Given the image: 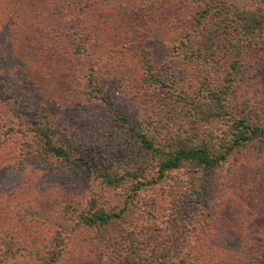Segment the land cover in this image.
Masks as SVG:
<instances>
[{"label": "rangeland", "instance_id": "rangeland-1", "mask_svg": "<svg viewBox=\"0 0 264 264\" xmlns=\"http://www.w3.org/2000/svg\"><path fill=\"white\" fill-rule=\"evenodd\" d=\"M207 1L245 0H97L98 19L75 10L76 26L61 6L0 0V264L58 254L52 264H264V138L200 172L195 186L187 167L141 188L130 176L144 168L142 181H155L158 162L128 126L194 143L229 128L228 117L196 123L185 103L203 97L206 76L228 83L226 64L208 66L200 43H179ZM238 72L228 112L264 126V42L240 56ZM41 123L87 162L45 153L43 163L26 162ZM102 212L115 217L85 220Z\"/></svg>", "mask_w": 264, "mask_h": 264}, {"label": "trees", "instance_id": "trees-1", "mask_svg": "<svg viewBox=\"0 0 264 264\" xmlns=\"http://www.w3.org/2000/svg\"><path fill=\"white\" fill-rule=\"evenodd\" d=\"M34 1H36L34 5L39 4V2L40 6L48 2V6L50 7L56 5L54 9L55 12H57L61 6L64 9L65 15L69 14L67 15L68 18L72 16L71 22L69 20L68 23L75 26L79 19L83 17L82 14L72 15L71 13L75 10H78V13L82 12L86 15H91L93 12L94 20L98 19L97 8L99 3L97 0H33V2ZM61 1L66 2L61 3ZM207 2V7L200 10L198 21L195 22L197 23L195 30L192 29L193 32H191V30H185L187 33L185 32V35H183L179 43L183 44V49L188 46L199 45L200 43L196 54L200 57L203 54L202 56L207 58V62L205 63L207 65H212V62L216 59L222 64H226L227 66L223 67L226 69V78L224 80L228 81V83L224 81L220 84L218 80H211L206 76L204 80L205 83L202 85L203 97L198 99L200 98L199 96L195 101L190 98L185 103H188V109L194 112V117L197 120L196 123L202 120L204 122H209V120H221L228 117L231 118L230 125L227 126L229 128L224 135H220L223 134L221 130H219V132L213 131L206 133L209 138L208 142L207 138L200 139L199 137L194 143L193 138L185 139L184 137H180V135L169 139L164 138L159 133L160 130H153L150 124L144 125V123H141L138 127L128 126L129 131L137 138V141L141 144L148 158L151 161L156 160L158 162L155 181H142L146 177L143 174L146 170L144 168H139V170H136V173L130 175L133 179H136V183L140 188L145 186V184H154L157 181L160 182L164 180L168 172L186 167L188 169L187 183H189L190 186H195L196 182H200V172L208 173L214 170L224 163L236 148L251 140L264 138V126L254 124L255 122H253V117L250 114L245 113L239 116L232 115L230 111L228 112L230 109L229 100L232 99L234 88L237 86L235 78H238L239 75L240 56L248 50L259 46V43L264 42V0H245L241 4H227L218 1ZM45 13H48V10H45ZM170 13L174 14L176 11L172 12L171 10ZM73 18H76L75 21L77 23L74 22ZM27 22L28 20L26 24ZM13 25L16 24L8 25L9 28L6 31L7 33L11 31L14 27ZM15 28H17V26H15ZM6 32L4 35H6ZM13 34L15 35L13 32L9 36H6V40H14V37H12ZM74 36L75 35H71L72 39L80 38V35ZM11 47L13 46L9 45V48ZM177 49L181 48L177 47ZM77 50L80 51V49ZM81 51H83V49H81ZM11 53H13V51ZM194 54L195 53H193L192 56ZM233 54L234 56L232 57ZM175 84H177L176 88H178V81L174 80L173 85ZM169 86L170 83L167 88ZM183 94L185 93L182 91L181 95ZM34 136V142L38 143L40 146H36V150H29L25 154L26 162L43 163L47 160L43 153L48 156L64 159L63 162H66L70 166L77 162H87L84 154L77 155V153L80 152L77 150L75 151V146L72 145L71 140L60 130L53 129L47 124L41 123L36 128ZM197 136L199 135H196L194 138ZM227 136L228 139H225ZM212 147L215 148V151H213ZM114 217L115 215L102 212L88 215L85 217V220L89 224H98L101 226L111 222ZM133 234L134 232H126L127 238L128 235ZM160 253L159 258L163 255L161 251ZM57 256L58 257L53 256L51 260L47 261V264L57 262L60 258L59 254ZM152 262H154V259ZM249 264L256 263L249 262Z\"/></svg>", "mask_w": 264, "mask_h": 264}]
</instances>
